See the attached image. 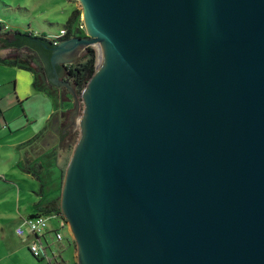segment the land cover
<instances>
[{
    "label": "water",
    "instance_id": "obj_1",
    "mask_svg": "<svg viewBox=\"0 0 264 264\" xmlns=\"http://www.w3.org/2000/svg\"><path fill=\"white\" fill-rule=\"evenodd\" d=\"M37 52L80 124L60 191L77 264H264V0H78ZM95 45L80 92L62 65Z\"/></svg>",
    "mask_w": 264,
    "mask_h": 264
},
{
    "label": "rangeland",
    "instance_id": "obj_2",
    "mask_svg": "<svg viewBox=\"0 0 264 264\" xmlns=\"http://www.w3.org/2000/svg\"><path fill=\"white\" fill-rule=\"evenodd\" d=\"M73 6L82 10L78 0H0V22L6 24L10 29L18 28L21 31L30 30L34 33L44 32L46 34L56 35L59 34L62 25L67 19ZM81 19L84 20L82 13ZM1 34L4 33L1 32ZM89 46L93 47L97 54L96 46L88 45V47ZM86 48L87 47L83 48L81 55L76 58L74 62L81 59ZM0 57L17 60V62L21 58L27 59L28 65L37 72L38 81L47 89H51L52 86L47 81L44 66L36 52L27 47H3L0 48ZM33 81L34 75L31 71L12 65H5L0 62V96L15 91L16 93L18 92L21 99V104H16V107H12L9 110L6 109V105L9 103L4 99L1 100V105L5 107L3 110L4 120L1 119V123L5 121L10 122L11 118L18 116L19 118L12 122L10 128L15 129L19 126H24L22 130L11 135H8V128L6 125L4 126L5 128H2L1 126L0 129V170L3 169L5 171L2 172V174H5L4 177H1L2 175H0L1 216L4 214L17 215L18 206L21 210L20 212L25 213L24 206H27V202L29 201L27 193L30 191L37 193L41 188L40 183L34 179H21L23 173L19 168H16V171H19L15 173L16 177L11 176L13 174L11 170L14 168L15 160H18L19 158V151L18 149L9 146V141L13 140L14 142H17L26 137L27 133L31 131H35L42 126H52V119H55L59 114L63 116L62 122L64 126L72 109V107H69V110L62 113H60L59 110L56 111L58 100L56 96L54 97L52 94H49V91H38L37 88L32 85ZM14 84H16V87ZM60 93L61 98H59L58 102L67 100V97L65 96L67 95L66 93H69L68 96L71 95L67 89H60ZM75 94L77 96V101L79 102V115L81 118L83 115L84 104L80 94ZM62 103L65 105L70 104L67 101H63ZM61 106H63V104ZM23 112H25L24 114L26 116L23 115L25 117L20 116ZM25 118H27L26 121ZM27 122H29V124ZM53 124L54 126L59 125L57 121ZM58 130L57 134L61 135L60 129ZM79 135L80 124L72 134L69 142L66 143L64 140H60L59 152L61 155L59 158L61 162L63 154L66 150L69 153L72 146L74 147L77 142ZM55 142L56 136L53 135V132H49V134L43 138L41 145H43V148H47L45 149V152H47L49 149L48 147ZM32 156L33 158L38 157H35V155ZM29 164L30 163L27 162L24 165L30 166ZM48 191V186L44 185L43 192L47 193ZM37 196H39V194H37ZM33 198L36 197L33 195ZM54 221L55 219L52 217L47 218V223L49 225H51L50 223H54ZM4 226L7 227L8 223H4ZM62 230L65 231V229ZM47 239L52 251L57 249L56 247L58 246L61 248V254L65 258H71V248L67 247L66 240L61 242L60 245V243L58 244V241L54 238V234L50 235ZM8 242L14 247L22 244L21 237L17 234L15 235L13 232H8L4 238H0V264H50V259H48V262L46 258L43 260H37L33 257L25 245H21V250L11 251L7 245ZM48 253L51 258V251L49 249Z\"/></svg>",
    "mask_w": 264,
    "mask_h": 264
},
{
    "label": "trees",
    "instance_id": "obj_3",
    "mask_svg": "<svg viewBox=\"0 0 264 264\" xmlns=\"http://www.w3.org/2000/svg\"><path fill=\"white\" fill-rule=\"evenodd\" d=\"M72 1H76V0H72ZM62 30L64 32H61ZM1 32L4 34H19L31 39L40 38L48 41L50 44L53 45L71 37H83L86 35L85 27L81 19V10L75 6L71 8L67 16V19L62 25L59 34L53 35V34H46L44 32L34 33L33 31L30 30L21 31L18 28L10 29L6 24L0 22V34ZM21 47H27L28 49L34 51L32 48L25 45L17 46L14 48H21ZM96 57H97L96 50L93 47L89 46L86 48L85 53L83 54L80 60L66 64L69 81L71 83L73 80V82L75 83L74 86L75 93L80 94L81 90L83 89V87L86 85L87 81L93 74L96 67V59H97ZM0 62L4 63L5 65H12L18 68H23L31 71L34 75V81L32 82V85L35 88H37L38 91L40 90L47 92L49 91V94H52L54 97L56 96L58 100L59 98H61V93L58 91L56 87L52 86L51 89H47L44 85H42L38 81L37 72L28 65L27 59L21 58L17 62V60H11L8 58L0 57ZM66 94L67 95L65 96L67 97V100H62L61 102L60 101L58 102L57 100L56 111L59 110L60 113L65 112L69 110L68 109L69 107H72V102H73L72 95L68 96L69 93ZM63 101L65 102L67 101L70 104L65 105L64 103H62ZM62 104L63 106H61ZM58 131H59L58 128L55 126L43 127L41 131H39L36 135H34L31 139L27 141V144L31 146L40 144L41 148L39 146L38 148L43 150V154L40 155L39 160L38 159L35 161L31 160V162H29L30 166L24 165L23 169L26 172L30 173L33 177H35L40 183V187H41L40 190L37 191V194H39L40 199L35 203L36 211L30 214L29 217L44 216L48 218V217L56 216V217H60L66 222V219L64 218L60 209V191H61L65 169L70 154L72 152L73 146L69 151V153L66 150V152L63 154L62 162H61L59 158V156L61 155L59 152V143L60 140L63 141L64 139L62 135L57 134ZM49 132H53V135L56 136V142L51 144L48 147L49 148L48 151L45 152V149L47 148H43L41 142L43 138L47 134H49ZM36 150L38 151L37 148ZM44 185L48 186L49 191L47 193L43 192ZM47 229L43 234L42 240L44 239L43 242L47 247V253H48V249L50 251H52V249L50 248V243H48L45 237V234L47 233ZM51 232L54 233V238H55V233L59 232L62 236L60 240H62L63 233L60 232L59 229L52 230ZM69 239H70V235H67L65 240L69 241ZM60 240H56V241H60ZM73 243L75 244L74 240ZM35 258L43 259V257H35ZM50 264L52 263L50 262ZM53 264H77V262L71 259L69 263H67L65 259H60L59 262H54Z\"/></svg>",
    "mask_w": 264,
    "mask_h": 264
},
{
    "label": "crops",
    "instance_id": "obj_4",
    "mask_svg": "<svg viewBox=\"0 0 264 264\" xmlns=\"http://www.w3.org/2000/svg\"><path fill=\"white\" fill-rule=\"evenodd\" d=\"M14 86L16 87V84H14ZM3 99L6 102L9 103L8 105H6V109L7 110H9L12 107H16L18 104H21V99L19 97L18 92L16 93L15 91L0 96V129H1V126H2V128H5L4 126L6 125V127L8 128L7 129V133H8V135H11V134H13L15 132H18V131L22 130L24 126H19L18 128H15V129H13V128L11 129L10 128L12 122L19 118L18 116L11 118L10 122L9 121L8 122L5 121V122L1 123V119L4 120V111L3 110L5 109V107L1 105V100H3ZM24 113L25 112L21 113L20 116L25 115ZM25 116H23V117H25ZM26 120H27V118H25V121ZM27 123L29 124V122H27ZM42 129H43V126L38 128L35 131H31V132L27 133L26 137H24L21 140H18L17 142H14L13 140L9 141L10 142L9 146L13 147L14 149H18V151H19V158H18V160H15L14 168L11 170V172L13 173L11 176L16 177L15 173L19 172V171H16V168H19V170L23 173V175L21 176V179H31V180L34 179V180L38 181L30 173L26 172L23 169V167H24L25 163L31 162V160L32 161H35L37 159L39 160L40 155L43 154V150L40 149L41 148L40 144L35 145V146H31V145L27 144V141L29 139H31L34 135H36ZM38 146L40 148H38ZM36 148L38 149V151L36 150ZM32 155H35V157L36 156H38V157L33 158ZM2 172H5L3 169L0 170V175H2L1 177H4L5 174H2ZM6 180H8V179H6ZM33 195L36 198H33ZM27 198L29 199V201L27 202L28 205L24 206V210L26 211L25 213L20 212L21 210H20V208L18 206L17 207V210H18V214L17 215H9V214H4L3 215L2 214L3 216H1V207H0V238H4L7 235L8 232L9 233L13 232L16 235L15 228L22 223L23 218L24 217H28L30 214H32V213H34L36 211L35 210V208H36L35 203L40 199V196H37L36 192L30 191V192L27 193ZM18 205H19V202H18ZM13 211H14V209H13ZM52 218H54L55 221H54V223H50L51 225L48 224V229H47V233L45 234V237L47 239L48 237H50V235L54 234L53 232H51L52 230L60 229L59 231L63 233V238H62V240L58 241V244L60 243V245H61V242L65 241L66 236L70 235V239H69V241L66 240V243H67V247L71 248V258H65L61 254V251H60L61 248H59L57 246L56 247L57 249L51 251V258H50V255H49L50 262L53 264L54 262H59L60 259H65L67 261V263H69V261L71 259L73 261H76V244L73 243L74 239H73V237H72V235H71V233L69 231L67 222H65L60 217H56L55 216V217H52ZM4 223H8V226L5 227ZM62 229H65V231L62 230ZM20 237H21V240H22V244L21 245H23V246L25 245L27 250L29 251L28 243L32 240V237L30 235H28V234H26L25 236H20ZM42 241H44V239ZM47 241H48V239H47ZM7 245L11 249V251L21 250V248H22L21 245L14 247L9 242L7 243ZM36 259L37 260H43L44 258L43 259L36 258Z\"/></svg>",
    "mask_w": 264,
    "mask_h": 264
},
{
    "label": "built area",
    "instance_id": "obj_5",
    "mask_svg": "<svg viewBox=\"0 0 264 264\" xmlns=\"http://www.w3.org/2000/svg\"><path fill=\"white\" fill-rule=\"evenodd\" d=\"M61 32H64L63 30ZM48 228L47 218L44 216L25 217L22 223L15 228V232L19 236H25L26 234L32 237V240L28 243V249L34 257H43L47 260L49 254L47 253V247L42 241L43 234ZM61 234L55 233V239L60 240Z\"/></svg>",
    "mask_w": 264,
    "mask_h": 264
},
{
    "label": "flooded vegetation",
    "instance_id": "obj_6",
    "mask_svg": "<svg viewBox=\"0 0 264 264\" xmlns=\"http://www.w3.org/2000/svg\"><path fill=\"white\" fill-rule=\"evenodd\" d=\"M61 66H63V68H64V70H65V72L67 73V67H66V65H62L61 64ZM61 82H65V83H70V81H69V78H68V73H67V75H64V76H62L61 77ZM51 86H54V87H56L57 89H58V91L60 92V89H66L64 86H60V87H58V86H55V85H52V84H50ZM73 101V100H72ZM63 116L62 115H58V116H56L55 117V119H54V121H53V119H52V126H54V122L56 123V121L59 123V125H55V127H57L58 129H60V133H61V135H62V131H61V129L63 128V118H62ZM63 136V135H62ZM63 139H64V136H63Z\"/></svg>",
    "mask_w": 264,
    "mask_h": 264
}]
</instances>
